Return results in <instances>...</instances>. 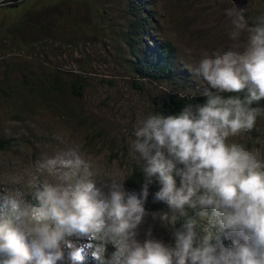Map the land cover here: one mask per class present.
I'll list each match as a JSON object with an SVG mask.
<instances>
[{
	"label": "clouds",
	"instance_id": "9594fccd",
	"mask_svg": "<svg viewBox=\"0 0 264 264\" xmlns=\"http://www.w3.org/2000/svg\"><path fill=\"white\" fill-rule=\"evenodd\" d=\"M228 15L236 29L231 37L247 29L248 42L242 52L229 48L200 60L204 102L173 115L149 114L135 131L130 150L144 163L140 192L129 193L124 181L98 183L88 173L74 184L45 183L36 205L19 192L6 197L0 264H64L66 256L77 264L89 251L104 264L109 243L110 264H264V158L228 143L251 131L261 112L253 105L264 101V17L248 28L242 13ZM153 184L159 185L155 200L172 212L171 219L159 214L163 222L174 225L186 208L199 207L201 218L211 209L202 236L189 219L174 233V245L150 232L143 242L136 239ZM74 237L87 243L78 246Z\"/></svg>",
	"mask_w": 264,
	"mask_h": 264
},
{
	"label": "rangeland",
	"instance_id": "374dc122",
	"mask_svg": "<svg viewBox=\"0 0 264 264\" xmlns=\"http://www.w3.org/2000/svg\"><path fill=\"white\" fill-rule=\"evenodd\" d=\"M149 1L157 21L156 37L176 47L179 67L187 68L197 87L204 89L207 84L196 74L200 60L229 48L242 52L248 42L247 29L236 39L231 37L236 29L228 12L242 13L248 28L264 17V0ZM35 5L39 9H21L25 15L19 14L20 22L7 10L0 11V79L15 82L20 70L29 77L39 75L36 71L58 69L80 73L87 87L79 101L66 93L63 103L75 112L59 121L46 110L16 118L9 103L0 99V140L10 144L8 149L0 147V218L8 215L6 197L19 192V199L36 205V193L45 183L74 184L88 173L98 183L124 181L125 167L111 157L115 153L111 151L126 148L127 162L136 157L130 145L148 116L150 97L167 88L144 83L138 91L132 85L125 44L126 0H37ZM11 25H17L14 34L2 36ZM43 34L46 37L36 48L11 51L22 38ZM228 143L243 145L264 158V111L251 131L230 136ZM163 225L159 215L146 213L136 239L143 242L150 232L151 238L163 242ZM73 239L78 246L87 243ZM109 248L106 264L115 251L111 243L106 251ZM87 254L90 251L83 256Z\"/></svg>",
	"mask_w": 264,
	"mask_h": 264
},
{
	"label": "trees",
	"instance_id": "16d2710c",
	"mask_svg": "<svg viewBox=\"0 0 264 264\" xmlns=\"http://www.w3.org/2000/svg\"><path fill=\"white\" fill-rule=\"evenodd\" d=\"M35 1L37 0H0V11L7 10V14L13 15L11 18L20 22L19 14L25 15L21 9H31L30 11L39 9L35 5ZM126 2L128 22L125 44L128 50L127 68L134 82L132 85L138 91H142L144 83L154 87H167L165 91L159 93L160 95L150 97L148 115L155 113L164 116L173 115L179 113L186 105L203 103L205 98L201 96V93L205 89L197 87L195 78L187 68L179 67L176 47L169 41H162L156 37L157 29L155 26H157V21L150 9L151 2L149 0H126ZM257 24V22L252 23L251 27H255ZM16 27L17 25H11L2 36L14 34ZM38 32L39 30H37V34H39ZM45 37L46 34L43 36L36 35L33 39L32 36L27 39L22 38L18 47L11 49V51L34 49L37 47L35 45H38L40 40ZM24 72L26 71L20 70L19 73H16L19 79L15 82L7 81L5 78L0 79V99L9 103L11 114L14 117L36 115L43 110L50 111L58 121L64 116H74L75 111L69 110L64 105V97L68 92L76 101L81 100L87 87L85 77L81 76L80 73L65 72L58 69L36 71L39 75L29 77ZM253 106L260 108L261 112L264 111V101ZM0 147L8 149L10 144L0 140ZM126 150L124 147L118 150L113 149L111 153L114 151L115 153L111 157L119 160L120 164L125 167V187L131 193H139L145 182L142 172L144 163L136 157H131L128 162L125 161L124 158L128 154ZM118 153H123L122 158L118 157ZM158 190V184L149 186V194L144 201L145 213L151 215L168 213L171 219L172 212L167 205L156 201L154 198V194ZM29 200L30 195L27 196V201ZM185 211L187 213L185 216H180L179 213L175 214L174 225L164 222V229L161 232L164 244L172 245L170 241L175 243L174 233L181 230L182 225L189 219L196 221L198 236H202L203 229L209 226L211 209L204 210L208 213V216L204 218L199 216L201 211L199 207L196 209L186 208ZM224 243L230 245L231 241L225 240ZM109 251L110 248L104 254V264H106ZM64 264H72V261L66 256ZM77 264H101V262L94 259L91 254H87Z\"/></svg>",
	"mask_w": 264,
	"mask_h": 264
}]
</instances>
